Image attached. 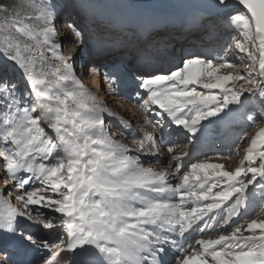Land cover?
I'll return each mask as SVG.
<instances>
[{"label": "snow or ice", "instance_id": "obj_1", "mask_svg": "<svg viewBox=\"0 0 264 264\" xmlns=\"http://www.w3.org/2000/svg\"><path fill=\"white\" fill-rule=\"evenodd\" d=\"M213 7L236 32L225 51L250 61L243 73L225 72L235 65L218 54L188 53L168 68L130 74L127 87L142 98L140 109L155 106L161 117L145 116V123L161 132L165 123L178 126L190 143L208 136L212 124L257 125L234 170L206 154L182 170L188 146L177 153L179 145L153 132L126 143L106 122L118 114L77 75L75 49L63 53L55 0H29L23 18L0 0V54L27 82L21 92L0 78V179L23 209L0 190V232L18 250L45 249L41 264H264V0H214ZM67 30L84 44L79 25ZM105 75L116 94L119 79ZM158 139L170 144L168 167L149 159L160 154ZM18 218L37 232L62 230L65 239L49 243L19 230ZM3 244L0 264H27Z\"/></svg>", "mask_w": 264, "mask_h": 264}, {"label": "bare ground", "instance_id": "obj_2", "mask_svg": "<svg viewBox=\"0 0 264 264\" xmlns=\"http://www.w3.org/2000/svg\"><path fill=\"white\" fill-rule=\"evenodd\" d=\"M175 1L176 3H178L179 0ZM28 3L29 0H16L14 6L19 7L21 9V13H23L24 16V13L29 11V9L27 8ZM55 3L57 4L56 23H58V19L61 18L60 22L57 24V28L61 30L59 42L63 46V53L65 55H68L73 52V49H75L74 63L76 65L77 75L83 81L84 85L91 90L92 93L98 95L100 101L105 103L108 110L118 114V117H106V122L112 125L114 128H120V130L124 133L126 143L131 145L132 137L134 134L137 137H141L144 132H153L158 138L163 135L166 141L175 142L177 145H179L175 149L177 153L185 150L184 145L188 146L187 150L189 151L190 155L183 158L181 162L182 170L183 168L189 166L190 163L196 162L197 158L204 159L205 154L207 155V157L211 158L212 162L221 163L228 170H234L239 165V162L244 154V149L248 146L249 140L243 146L241 143L238 147L239 153L235 154L233 147H235L238 143V136L235 135V133H228V128L231 126L236 125L237 127L235 129L239 130V121L231 123L230 125L214 124L216 129H220L218 133H210L208 136L202 137L200 141H193L190 143L186 138L185 132L182 131L178 126L165 123L163 132H161L159 128H154L152 124L145 123V116H147L148 119L153 122L161 119V117L156 115L155 106H153V110L150 113H145L142 109H140L139 104L143 103L142 98L136 97L135 95H130L131 90L127 87V81L130 74L151 72L152 70H154L153 68L158 63L157 59L160 60L159 62H161V60H164L162 58H158L157 55H159V53L156 52V49H151V45L149 47L145 46L143 50L139 48V45L142 46V44H139L138 41L143 37V35L149 33L151 30L160 29L164 26L165 28L169 26H175L176 23H179L180 20H183L189 16H193L194 18L199 19V17H201L200 7L194 4H184L176 11L179 13L173 12L176 15L182 14V16L178 19H172L168 17L167 12L165 11L167 3V1L165 0H137V7H132L131 9L133 10L131 11H121L115 7H112L110 2L105 0H55ZM225 14L226 12L220 13V15L216 17L223 18ZM93 15L105 17L109 22H111L112 24H117L118 26H129L132 32L131 36L133 37V39L137 40V43L133 45V43L128 42H117L118 40L113 42L110 40L101 39L100 37L97 38L93 36L92 33L88 35V32L85 31L83 27L85 26V24H82V22H85L84 19L90 18ZM204 15L209 17V15L207 14ZM23 16H21V18H23ZM74 19L75 23L83 29L84 40L86 39L87 46H84V44L82 46H77L74 43V37L67 30V25L69 23H72L71 20L74 21ZM220 19L221 18H219L218 20L219 23H221ZM171 22H174V24H172ZM90 38H92V40ZM222 39L223 36H216L213 38V42H211L210 45L216 46L214 52H207V50H202L201 47L199 49L197 45L192 44V46H185L184 53L180 54L178 58L180 60L181 56L188 53H205L208 55L218 54L224 59L231 62V58L233 57L232 54H230L231 58L228 59L226 58V56H223V52H226V47H224L222 51L219 46L217 47V45L221 43ZM120 54L124 55L125 57L121 56ZM228 54L229 52H227L226 55ZM88 57L91 61L90 66L95 67L97 70L96 73L92 75H89L88 71L85 72L82 69V65L85 62V59ZM178 61H174L171 63L169 62L166 64L173 63L174 65L176 63H179ZM165 66L166 65L164 64H160L157 66V69L155 71L161 68H168ZM103 71H105L104 74H106L107 72V74L113 75L119 79L120 83L116 89V94H113L110 91V82L107 79L106 75L104 82L106 87L103 88V82L101 81V72L103 73ZM224 71L233 72V70L231 69H226ZM0 75V78L7 79L9 81L10 78L14 79L15 77L14 72L9 71L8 69L1 70ZM91 77L92 80L96 82V85L94 84L95 87L91 85ZM20 82L21 83H19L18 80L14 82L18 85L19 91H21L20 87L25 86V88H27V82L25 79L21 80ZM140 91L141 93H143V89H141ZM123 120L131 121V125H134L136 128H133L134 126L132 128H129L126 125L122 127L121 125ZM203 123L206 124L207 122L205 121ZM245 124L246 125L244 128L247 127L248 123L246 122ZM261 127H264V121H261ZM256 129L250 134V136L254 134ZM157 143L161 149L160 154L156 157H150L149 159L153 161H159L157 165L158 167H168L170 156L167 153V147L170 146V144H161L159 139ZM209 144L212 145L211 147H215V149L208 150L210 147L207 145ZM216 149H218V151ZM0 150H2V148ZM215 152H218L219 157H223L224 162L221 160V158L218 159L217 156H213V153ZM0 175H3V169H0ZM175 182L176 181L173 180V183ZM0 190L5 191V199H7L11 203V205L12 202H14L16 206L15 208L19 209V207L22 206L14 196L7 195V191H10L11 189L5 190L2 179H0ZM43 212L45 213V211ZM258 216L259 213H255L254 215L247 217V219L257 218ZM18 223L19 230H21L20 227H23L30 231L35 230L34 232H37V230L34 227L30 226L29 222H27L24 218H18ZM37 234L49 243H56V234H53L51 231L44 230L43 232H37ZM212 235L214 237L216 233H213ZM196 238H199V235H197ZM5 239L7 241L9 252H11L15 258L26 261L27 264H33L36 257H41V255L47 254L46 250L43 248H40L38 251L30 248L18 250L16 247V241L11 237V235L8 234L7 237H5V234L3 232H0V247L4 246L3 241ZM63 239H65V235L59 239L58 243H60V241ZM33 252L34 256H32ZM67 255L68 259L71 260L72 254L68 253ZM208 259L209 264H212L211 259ZM37 264H41V261Z\"/></svg>", "mask_w": 264, "mask_h": 264}, {"label": "rangeland", "instance_id": "obj_3", "mask_svg": "<svg viewBox=\"0 0 264 264\" xmlns=\"http://www.w3.org/2000/svg\"><path fill=\"white\" fill-rule=\"evenodd\" d=\"M105 1H109L112 7H115L121 11H131L133 9H131L132 7H137V0H105ZM161 1V0H160ZM167 1L166 3V12L168 17L172 18V19H178L182 16V14L180 15H176L173 12L177 13L176 11L184 4H193L189 1L191 0H179L178 3H176L175 0H165ZM5 3L7 4H13L15 5L16 0H4ZM67 2V1H66ZM201 12V11H200ZM199 13V12H197ZM220 13H225V12H221L220 10L215 11V13H212V15L205 16L204 13L201 14V17H199V19L194 18L193 16H189L183 20H180L179 23H176L175 26H169V27H161L160 29H156V30H151L149 33L143 35V37L138 41L139 44L141 43V45H139V48L143 50V48H145V46L149 47L151 49H156V52H158L159 54L161 53H167V58L164 60H161V62H159L160 60L157 59L158 63L155 65V67L153 68L155 71L157 69V66L160 64H164L166 65L165 67H170L173 65L172 64H166V63H171L174 61H178L179 58L178 56L180 54L184 53V47L185 46H192L193 45H197L198 48L202 50H207V52H211L215 50L214 45H210L211 42H213V38L218 36L221 37L223 36V39L221 41L220 44L217 45V47L219 46V48L222 49L224 47H227V45L229 43H231V37L236 35V32L228 25L224 22V18L226 17L227 13L224 15V17H216L218 15H220ZM21 16H23V13H21ZM94 16V17H93ZM90 18L84 19L85 22H82V24H85L84 30L88 32V35L92 33L93 36L95 37H100L101 39H105V40H110V41H116L117 42H128V43H133V45H135L137 43V40L133 39V37L131 36V28L129 26H118L117 24H112L111 22L108 21L107 18L105 17H101V16H95L93 15ZM172 16V17H171ZM223 16V15H221ZM167 17V16H166ZM219 18L220 22L219 23ZM61 18L58 19V23L60 22ZM201 20V21H200ZM92 21V22H91ZM183 21V22H182ZM71 22H75L71 20ZM203 22V23H202ZM213 22V25H212ZM57 23V24H58ZM111 23V24H110ZM172 24H174V22H171ZM184 23V24H183ZM81 24V25H82ZM94 25V27H93ZM176 28V29H175ZM230 28V29H228ZM198 32V33H197ZM13 33H14V29H13ZM132 38V39H131ZM92 40V38H90ZM112 39V40H111ZM136 42H135V41ZM84 46H87V41L86 39L84 40ZM132 41V42H131ZM147 44V45H146ZM154 46V47H153ZM222 46V47H221ZM162 50V51H160ZM227 52H229V56L226 55ZM227 52H223V56H226V58H231L230 54L233 55V57L231 58V63L235 64L236 66L234 68H232L231 70H233V72H237V73H243L246 69V66L248 64H250V61L247 59L246 55L243 53H237L236 50H232V51H227ZM121 56L125 57L124 55L120 54ZM152 56V55H151ZM158 58H161L160 55H157ZM235 58V59H234ZM179 62V61H178ZM91 61L90 58H86L85 62L82 65V69L87 72L88 69L91 67ZM168 65V66H167ZM76 67V65H75ZM245 69H244V68ZM0 69L1 70H5L8 69L9 71L14 72L15 77L10 78V81L12 80V82L15 81H19V83H21L20 81L25 79L22 70L16 66L11 60L6 59L5 56L3 54H0ZM235 69V70H234ZM0 70V71H1ZM230 70V69H227ZM102 71V69H101ZM151 71V72H152ZM105 71H103V73L101 72V81L103 82V88H105ZM107 73V72H106ZM1 76V75H0ZM4 76V75H3ZM18 78V79H17ZM92 80V77H91ZM244 83V81H239L236 82L237 86H239V84ZM96 82H94L92 80V86L95 87ZM100 86V85H99ZM25 88V86H23ZM200 90V89H198ZM249 94L245 93V96H248ZM243 99V97H242ZM247 121H239V130H236L235 128L237 127L235 126H231L228 128V133H235V135L238 136V143L236 144L234 148V153L237 154V149L239 147V145L242 143V146L244 144H246L248 142V140L250 139V134L257 128V125H250L249 122H247V127H245V123ZM134 125H131V128ZM259 127H261V123L259 124ZM133 128H136L135 126ZM209 130L210 133L212 134H216L219 132L220 129H216L215 125H209ZM239 132V133H238ZM210 148L208 150H214L215 147H211L212 145H207ZM2 147H0L1 149ZM218 151V149H216ZM213 156H217L218 159L221 158V160L224 162L223 157H219L218 152L213 153ZM14 204V202H12V206ZM37 207L38 211H45V214H49L50 215V210L48 209H40L39 206H35ZM19 209H22V206L19 207ZM34 215V213H33ZM59 215V214H57ZM21 230H26V231H30L28 229H25L23 227H20ZM35 231V230H34ZM32 231V232H34ZM51 231L53 234H56L55 239H56V243L59 242V239L61 237H63L64 235V231L60 230H48ZM3 247V246H2ZM26 256V255H25ZM34 256V252L33 255ZM40 257H36L33 264H37L39 263Z\"/></svg>", "mask_w": 264, "mask_h": 264}, {"label": "water", "instance_id": "obj_4", "mask_svg": "<svg viewBox=\"0 0 264 264\" xmlns=\"http://www.w3.org/2000/svg\"><path fill=\"white\" fill-rule=\"evenodd\" d=\"M189 2L200 7V11L204 14H207V15H212V13H215V11L219 10V9L213 7L214 0H191ZM177 13H179V12H177Z\"/></svg>", "mask_w": 264, "mask_h": 264}]
</instances>
